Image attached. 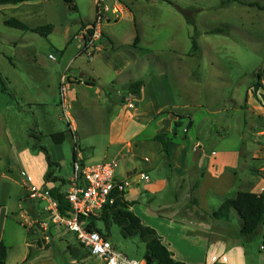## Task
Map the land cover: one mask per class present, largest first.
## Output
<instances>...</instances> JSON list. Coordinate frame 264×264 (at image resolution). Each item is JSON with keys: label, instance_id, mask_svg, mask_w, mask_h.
<instances>
[{"label": "crops", "instance_id": "crops-1", "mask_svg": "<svg viewBox=\"0 0 264 264\" xmlns=\"http://www.w3.org/2000/svg\"><path fill=\"white\" fill-rule=\"evenodd\" d=\"M118 2L119 0H115L114 6L120 5ZM31 3L0 6V26H6L5 21L9 19L28 24L30 7L33 6ZM105 6L110 9L114 7ZM125 9L124 14L128 10L126 7ZM110 22L102 26L99 51L92 56L83 51L79 54V57L90 56L88 67H78L75 73H68L65 83L64 72L60 83L56 81V97L49 105L60 107L62 104L64 114L67 112L70 115V132L79 134L81 125L73 118L70 110L78 111L84 117L88 131H92L93 122L90 119L95 114L93 115L94 103L91 97L96 95V92L101 94L103 102L98 106L106 107L109 141L116 147V153L111 160L119 163V150L120 154L127 152L125 156L121 155L126 158L124 167L116 170V186L125 192L127 201L134 203L130 210L144 225L157 232L177 262L248 264L244 240L240 236L241 220L237 212H231L230 221L212 217L229 194L251 192L264 195V165L259 169L251 168L253 177L243 178L241 164L249 155L248 146L243 138L237 145L228 144L229 119L233 110L224 108V118L221 122L216 117L219 115L216 110L203 113V116L196 120V110L204 106L200 104L190 107L189 104L174 100V92L178 88L173 85V70L170 68V72L153 71L147 77L143 71V59L146 58L138 56L142 54L138 48L139 42L133 47H128L129 54L119 52L121 48L103 28L109 27ZM29 26L37 27L33 24ZM54 31L46 37L47 40L52 38ZM8 41L10 45H17V42ZM24 46L28 49L27 42ZM66 48H61V51ZM188 56L193 57L191 52ZM33 59L37 62L36 56ZM104 76L107 78L105 84L101 83ZM6 79L9 87L12 86L10 89L13 94L11 97L0 87V241L8 247L6 264H61L58 256L63 254L66 264H74L76 261L85 263L92 258L74 233L52 224V244L38 248L34 240L35 232L25 227V222L22 223L27 217L25 212L28 207L34 212L39 211L43 203L41 197L45 192L49 194L55 183L46 182L48 165L45 153L43 152L46 165H42L40 160L38 167L34 157L36 151L29 145V141L35 142L36 146L41 145L40 140L43 138L37 128L34 112L45 104L39 98L42 88L38 83L29 81L23 74L20 77L22 87H30L35 98L31 95L28 97L22 90L16 92L10 77ZM138 80L144 81L141 97L137 99L129 95L123 104L119 103V82L124 88ZM100 84L104 85L103 92L100 90ZM63 88L66 90L64 93ZM16 95L20 97V101ZM246 102L248 107L245 108L243 104L240 108L248 111L251 116L257 114L253 113L251 96ZM261 108L264 109L262 106ZM251 116L245 117V125ZM262 117L264 119V115ZM184 118H188V125L185 127L182 122ZM177 122L181 124L179 129L183 127L181 136L176 128ZM153 126L149 133V128ZM175 130L176 137L169 148V154L166 155L163 145L156 141L155 137L161 134L173 136ZM258 136L264 137V131L261 130ZM77 140L80 142L79 138ZM84 145L86 148L95 149L91 143ZM50 155L53 161L57 162L52 154ZM106 158L109 157L105 155L97 163L106 161ZM84 159L87 163L85 155ZM253 159L264 160V146L260 143L253 153ZM16 170H21L22 173L16 174ZM71 180L65 193L70 188ZM12 181L17 184L16 190L11 185ZM141 185H144V190L153 194L144 211L138 209L141 205L138 196ZM193 190L198 204L192 202ZM45 204L47 205L46 201ZM235 219H239L240 226L234 223ZM11 222L19 223L20 229H9ZM56 235L63 236L57 239ZM61 252L62 254H59Z\"/></svg>", "mask_w": 264, "mask_h": 264}, {"label": "rangeland", "instance_id": "rangeland-1", "mask_svg": "<svg viewBox=\"0 0 264 264\" xmlns=\"http://www.w3.org/2000/svg\"><path fill=\"white\" fill-rule=\"evenodd\" d=\"M114 1L106 0L105 5L112 7L115 5ZM223 1L227 0H153L149 2L119 0L118 3L125 6L128 9L127 12L118 22L112 20L109 27L104 26L103 28L121 48L119 51L121 53L129 54L128 47H133L136 38H139L138 48L142 54L138 56L146 58L143 59L145 63L143 71L147 77L153 71L168 72L171 68L176 79L173 78V85L178 88L174 92V100L178 103L189 104L190 107H197L200 104L204 106L196 110L194 114L196 120L200 119L203 113L216 110V114H219L216 117L221 122L224 118L223 109L233 110L229 119L230 140L228 144L237 145L242 138L245 140L249 155L242 160L241 174L243 178H251L253 177L251 168L259 169L264 165V160L253 159V153L258 149V144L264 146V137L258 136L261 130L264 131L262 117L264 109L261 108L264 104L250 91L259 72L264 79V11L251 5H264V0H239V2L232 0L225 4ZM73 2L78 8L77 11L70 10L64 0H39L31 3L33 6L30 7L31 15L27 18V25L53 24L55 31L49 40L32 32L0 26V72L2 75L5 78L10 77L17 93L22 90L28 97L31 95L35 98L30 87H22L20 77L23 74L29 78V81L38 83L42 88L39 98L45 104L34 110L35 120L38 130L43 134L40 140L41 145L47 147L50 154L60 164L59 169L55 171L56 176L62 177L66 185L57 183L55 186L61 187L63 193L74 176L73 152L77 142L86 156L87 163H97L105 155L109 157L106 161H112L111 158L116 153V147L109 141L106 107L98 106L100 102H103L99 92L91 97L94 103L93 115L95 114L90 119L93 122L91 125L93 133L91 130L88 131L84 117L75 109L70 112L81 125V130L79 134L70 132L69 121L64 114L62 104L60 107L49 105V102L56 97L55 84L56 81L60 83L62 74L66 72L65 83L68 73H75L78 67L87 68L89 65L90 56L79 57L85 48H79L78 45L81 36L85 35V31L82 30L83 26L95 21V0H73ZM179 9H184L188 18L195 21L194 26L187 23ZM108 16L111 17V14L108 13ZM216 28H222L228 34H212L211 31ZM195 30L199 33L197 41L201 49L200 59L188 56L192 50L191 37ZM8 40L17 42V45H10ZM25 42L28 44V49L24 46ZM65 47H67L66 50L61 51V48ZM93 51L98 52L99 49H91L89 53ZM34 56L37 62L34 61ZM50 56L55 58H50ZM199 79L201 81H197ZM106 81L107 78L104 76L101 83L105 84ZM103 84H100L102 92L104 91ZM118 89L117 97H119V103L123 104L130 95L128 86L123 88L119 82ZM250 96L253 102V113L257 112V114L252 113V116L248 111L240 108L243 104L245 108L248 107L246 101ZM5 98L8 97L5 96ZM16 98L20 99L17 95ZM130 107L133 106L130 105ZM247 115L251 117L246 119L245 125ZM182 122L184 127L187 126L188 118H184ZM153 128L154 126L150 127L148 132L151 133ZM182 130L183 127L178 128V135L181 136ZM60 132L66 133V140L63 144L55 146L51 135ZM84 143L93 144L95 149L86 148ZM29 145L36 151L34 157H36L38 167L40 160L45 166L44 153L35 145V142L29 141ZM93 151L95 154H92ZM120 151L119 163L112 161L119 169L123 168L126 163L124 161L126 158L121 155L125 156L127 153L120 154ZM15 173L21 174L22 171L16 170ZM11 185L15 190L17 189L14 181ZM139 190L141 205L138 209L144 211L153 194L144 190V185H141ZM11 193L13 194L12 190ZM41 199L43 203L39 211L34 212L29 206L25 212L27 217L22 221V223L25 222V227L35 232L34 240L38 248L51 245V238L54 237V227L49 210L50 195L45 192ZM234 223L240 226L239 219H235ZM18 226H20L19 223L11 222L8 228L19 230ZM98 226L104 233H107L103 222H100ZM62 236L56 235L55 238L59 239ZM109 240L118 252L127 257L136 260L144 259L145 243L137 236L125 238L119 225L112 224ZM243 240L247 252V263L264 264V250H261L264 244V225L256 234ZM64 257V254L58 256L61 264H66ZM79 263L102 264L93 258L85 263L74 262V264Z\"/></svg>", "mask_w": 264, "mask_h": 264}, {"label": "trees", "instance_id": "trees-1", "mask_svg": "<svg viewBox=\"0 0 264 264\" xmlns=\"http://www.w3.org/2000/svg\"><path fill=\"white\" fill-rule=\"evenodd\" d=\"M39 0H0V6L4 5H19L25 2H33ZM151 1V0H146ZM234 2H239V0H233ZM64 2L68 5L70 10L77 11L76 5H74L73 0H64ZM232 2V0L223 1V4ZM252 7H256L257 9L264 11V5L260 4H252ZM181 13H183L188 24L194 26L195 21L185 14L184 9H179ZM5 25L7 27L18 29L25 32H32L38 34L44 38L51 35L54 31V26L51 24L30 27L26 23H23L17 19H9L5 21ZM94 24L84 25L82 30L86 32V36L91 37L94 30ZM212 34H228L222 28H216L211 31ZM199 33L197 30L194 31L191 42H192V50L191 55L197 59L201 57V49L198 44ZM139 42V38H136L135 45ZM83 52L88 53L87 48L83 50ZM94 54V53H93ZM92 54V55H93ZM263 76L259 72L256 75V82L250 88L252 95L255 98H260L261 102L264 104V87L262 86ZM0 87L3 92L8 93L11 97L13 94L9 87L8 80L2 75L0 72ZM144 87V81L138 80L131 82L128 85V92L130 95L135 98L141 97V92ZM180 123H176V128L180 127ZM177 131L175 130L173 136H169L168 134H161L155 137V140L160 142L163 145V152L168 155L169 148L174 142V138L176 137ZM32 136V134H31ZM51 139L53 143L61 145L66 140V133H54L51 135ZM37 147L45 153L48 165V171L46 173L45 179L47 183H63L66 182L56 176V170L59 169L60 164L53 161L49 150L47 147L42 145H37ZM78 147V143L76 144V148ZM76 155V149L74 151V159ZM194 190L192 191V202L194 204H198V199L196 194H194ZM49 195L52 199L58 202L60 206L61 213L65 216H69L71 211L70 205L67 201L66 193L61 191V187H54L49 190ZM110 199L112 203H109L105 206V208L101 211L99 216H92L88 219L87 229L89 231H97L101 235L106 238L110 237V227L112 224H117L120 226L122 235L125 238H133L135 236L139 237L146 246V251L144 255V259L149 264H182L177 262L172 253L168 250V248L163 244L161 237L157 234V232L146 225L143 224L142 220L130 210V208L134 205L133 202H129L125 199V192L120 190L118 186H116L110 194ZM236 211L240 220H241V229L240 236L243 239H249L251 236L256 234L259 229L264 225V195H258L251 192H237L235 194H229L223 200L222 206L220 209L212 214L214 219L230 221L231 212ZM100 222L104 223L105 230L107 233H104L98 226ZM8 257V247L4 244V242L0 241V264H6Z\"/></svg>", "mask_w": 264, "mask_h": 264}, {"label": "built area", "instance_id": "built-area-1", "mask_svg": "<svg viewBox=\"0 0 264 264\" xmlns=\"http://www.w3.org/2000/svg\"><path fill=\"white\" fill-rule=\"evenodd\" d=\"M96 18L94 32L91 37L81 36L79 48L99 49V41L102 38V26L104 22L119 20L125 12V7L117 5L111 9L105 6V0H95ZM111 14V17L108 16ZM84 31V30H83ZM50 58H54L50 56ZM264 87V80L262 81ZM63 93L66 91L62 89ZM70 122V115L65 112ZM117 165L112 161H103L96 164L86 163L80 147L76 148V155L73 163L74 176L70 188L66 192L67 201L71 211L69 216L61 213L57 201L50 197L49 210L51 222L58 228L66 229L76 235L78 242L89 253L90 257L99 260L102 264H149L145 259L136 260L118 252L109 238L104 237L97 231L87 229L88 219L92 216H99L106 205L112 203L110 194L116 187L115 175ZM147 180L148 177H145ZM121 190V188H120ZM264 250V244L261 246Z\"/></svg>", "mask_w": 264, "mask_h": 264}]
</instances>
